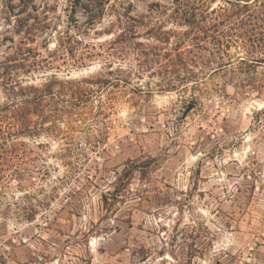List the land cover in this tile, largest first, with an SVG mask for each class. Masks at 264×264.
<instances>
[{
  "label": "rangeland",
  "instance_id": "obj_1",
  "mask_svg": "<svg viewBox=\"0 0 264 264\" xmlns=\"http://www.w3.org/2000/svg\"><path fill=\"white\" fill-rule=\"evenodd\" d=\"M175 1L0 0V264H264V54Z\"/></svg>",
  "mask_w": 264,
  "mask_h": 264
},
{
  "label": "trees",
  "instance_id": "obj_2",
  "mask_svg": "<svg viewBox=\"0 0 264 264\" xmlns=\"http://www.w3.org/2000/svg\"><path fill=\"white\" fill-rule=\"evenodd\" d=\"M175 3L174 23L185 29L181 35L183 41L187 38L188 43H191L186 51L196 47L205 50L199 48L200 43L209 41L215 55L223 56L230 44L241 45L250 42L259 55L264 54V0H224V6H218L209 12H204L202 8L189 7L182 0H177ZM255 28L261 32L255 33ZM174 34V31L165 33L166 36ZM250 57L252 60L240 59L239 63L264 65V58ZM216 59L219 60L220 57ZM218 65L220 68L223 67L221 62ZM260 89L262 91L263 88ZM20 92L23 97L20 104H35L38 101L32 96L31 88L20 89ZM28 94L32 98H29ZM261 114L263 115L264 111L259 112L257 116Z\"/></svg>",
  "mask_w": 264,
  "mask_h": 264
},
{
  "label": "water",
  "instance_id": "obj_3",
  "mask_svg": "<svg viewBox=\"0 0 264 264\" xmlns=\"http://www.w3.org/2000/svg\"><path fill=\"white\" fill-rule=\"evenodd\" d=\"M189 109H190V108H187L186 112H188V111H189Z\"/></svg>",
  "mask_w": 264,
  "mask_h": 264
}]
</instances>
